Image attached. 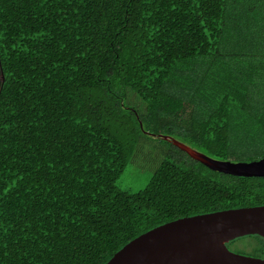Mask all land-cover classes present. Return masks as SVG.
<instances>
[{
	"label": "trees",
	"instance_id": "trees-1",
	"mask_svg": "<svg viewBox=\"0 0 264 264\" xmlns=\"http://www.w3.org/2000/svg\"><path fill=\"white\" fill-rule=\"evenodd\" d=\"M159 133L264 157V0H0V264H105L160 224L264 204L263 177L159 137L147 185L118 189L140 135ZM247 237L238 251L264 258L258 235L226 245Z\"/></svg>",
	"mask_w": 264,
	"mask_h": 264
},
{
	"label": "water",
	"instance_id": "water-1",
	"mask_svg": "<svg viewBox=\"0 0 264 264\" xmlns=\"http://www.w3.org/2000/svg\"><path fill=\"white\" fill-rule=\"evenodd\" d=\"M159 138L170 140L213 170L264 178V157L218 160L170 135ZM247 235L264 238V204L215 210L160 224L128 241L105 264H264L263 257L227 247L229 241Z\"/></svg>",
	"mask_w": 264,
	"mask_h": 264
},
{
	"label": "rangeland",
	"instance_id": "rangeland-1",
	"mask_svg": "<svg viewBox=\"0 0 264 264\" xmlns=\"http://www.w3.org/2000/svg\"><path fill=\"white\" fill-rule=\"evenodd\" d=\"M127 92H129L126 101L127 105L135 108L139 112L144 111L145 104L136 93L131 89H128ZM162 135L164 134L149 135L150 137L140 135L135 150L132 156L129 157L123 174L116 182L118 189L132 194L142 190L147 185L152 173L162 159L163 145L158 140V137ZM254 241L255 239L249 237L235 240L230 250L235 252H239L238 250L248 251L255 243Z\"/></svg>",
	"mask_w": 264,
	"mask_h": 264
}]
</instances>
